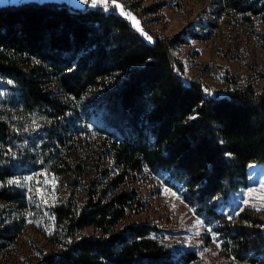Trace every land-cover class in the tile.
I'll return each mask as SVG.
<instances>
[{
    "label": "trees",
    "instance_id": "16d2710c",
    "mask_svg": "<svg viewBox=\"0 0 264 264\" xmlns=\"http://www.w3.org/2000/svg\"><path fill=\"white\" fill-rule=\"evenodd\" d=\"M166 3L129 4L147 15ZM211 8L228 23L264 22V0ZM201 26L148 28L147 40L113 3L0 5V253L32 217L56 245L37 264H192L197 249L131 219L149 206L139 187L148 167L183 187L231 259L264 263V207L223 209L248 184L250 163L264 162V84L253 79L264 70L244 84L229 71L223 94L202 79L208 63L186 82L173 52L189 38L212 40L217 23Z\"/></svg>",
    "mask_w": 264,
    "mask_h": 264
},
{
    "label": "rangeland",
    "instance_id": "374dc122",
    "mask_svg": "<svg viewBox=\"0 0 264 264\" xmlns=\"http://www.w3.org/2000/svg\"><path fill=\"white\" fill-rule=\"evenodd\" d=\"M22 0H0V5ZM79 7H93L90 0H65ZM119 11L144 34L152 35L156 30L160 35L173 34L185 27L202 30L208 20L217 23L212 40L189 38L174 50V56L185 65L184 80L199 78L203 65L209 64V74L202 79L215 94H223L227 87L229 71L235 74L239 83L244 84L252 72L264 70V49L256 32H264V22L257 18L254 27L240 22L228 23L224 17L217 18L212 12V0H141L143 5L167 1L162 9L146 17L130 7L134 0H116ZM112 3V0H108ZM97 7V6H95ZM99 7V6H98ZM144 13V12H143ZM130 14V15H129ZM150 18L152 20H150ZM150 40V39H147ZM256 86L264 84L263 78H253ZM5 89L0 88V94ZM147 178L139 183L142 197L149 203L148 209L131 219L156 223L161 229L158 234L182 249H197L199 258L192 264H264L241 262L227 255L222 238L213 227L198 214L193 205L183 195V187L169 184L161 172L145 167ZM252 205L264 207V162H251L248 184L232 194L223 209L230 214L240 208ZM199 221V223H197ZM41 249L54 251L56 245L49 233L42 230L36 218H28L27 225L18 239L0 253V264H37Z\"/></svg>",
    "mask_w": 264,
    "mask_h": 264
},
{
    "label": "snow or ice",
    "instance_id": "6c2138e0",
    "mask_svg": "<svg viewBox=\"0 0 264 264\" xmlns=\"http://www.w3.org/2000/svg\"><path fill=\"white\" fill-rule=\"evenodd\" d=\"M82 2H88V0H82ZM90 2H91V5L93 6V7H95L97 4H99V3H103V4H105V5H107V3H108V0H90ZM112 3L117 7V8H121V6L118 4V3H116V0H112ZM121 11H123V9L121 8ZM130 15V14H129ZM29 179H30V177H29ZM11 182V181H10ZM197 223H199V221H197Z\"/></svg>",
    "mask_w": 264,
    "mask_h": 264
},
{
    "label": "built area",
    "instance_id": "2783aa9c",
    "mask_svg": "<svg viewBox=\"0 0 264 264\" xmlns=\"http://www.w3.org/2000/svg\"><path fill=\"white\" fill-rule=\"evenodd\" d=\"M110 4H111V3H107V5H105V4H103V3H99V4H97L96 6L106 7L107 9H109ZM139 15H140V12H139ZM143 34H144V32H143ZM144 36H145L146 39H150V40H152V38H153L152 35H148V34H146V33L144 34ZM178 72L184 77L182 71H178Z\"/></svg>",
    "mask_w": 264,
    "mask_h": 264
},
{
    "label": "bare ground",
    "instance_id": "6f19581e",
    "mask_svg": "<svg viewBox=\"0 0 264 264\" xmlns=\"http://www.w3.org/2000/svg\"><path fill=\"white\" fill-rule=\"evenodd\" d=\"M93 8H96V7H93ZM97 8H99L101 11H107L108 9L106 7H101V6H97ZM144 17H146L147 15L142 13Z\"/></svg>",
    "mask_w": 264,
    "mask_h": 264
}]
</instances>
